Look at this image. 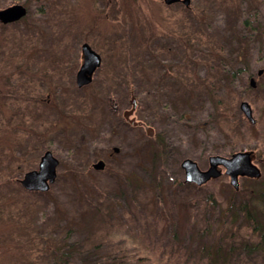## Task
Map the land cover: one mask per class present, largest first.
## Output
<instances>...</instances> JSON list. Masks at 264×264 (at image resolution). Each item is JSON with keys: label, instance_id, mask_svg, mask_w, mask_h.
<instances>
[{"label": "rangeland", "instance_id": "1", "mask_svg": "<svg viewBox=\"0 0 264 264\" xmlns=\"http://www.w3.org/2000/svg\"><path fill=\"white\" fill-rule=\"evenodd\" d=\"M14 4L25 16L0 22V264H264V251L240 245L255 241L245 223L214 222L228 196L264 190L263 178L233 189L218 168L195 186L180 168L240 151L264 160V92L242 72L248 63L264 81V0H0V10ZM244 19L258 22L251 56L235 52ZM83 43L101 64L78 87ZM132 96L135 126L123 116ZM47 150L55 180L24 189Z\"/></svg>", "mask_w": 264, "mask_h": 264}, {"label": "water", "instance_id": "2", "mask_svg": "<svg viewBox=\"0 0 264 264\" xmlns=\"http://www.w3.org/2000/svg\"><path fill=\"white\" fill-rule=\"evenodd\" d=\"M164 4L169 5L172 3L180 2L184 6H188L190 0H163ZM26 10L20 4H14L5 9L0 10V22L2 24H8L15 22L25 16ZM82 63L75 75V82L78 87H82L91 81V77L94 71L101 64V57L98 53L91 49L87 43L81 45ZM132 108L123 112L124 118L128 120L130 125H139L140 122H136L134 118L128 117L132 114L136 101L132 96L130 99ZM239 110L244 116L253 122L251 108L248 102L242 101L239 104ZM147 134L152 135V129H147ZM114 152H118L117 148H113ZM58 160L52 155L50 151H45L38 162L37 169L27 171L23 174L20 180L21 186L28 191H46L49 184L53 183L56 176V167ZM218 166L224 168V174L229 178V184L233 189H238V177H259L260 171L258 167L252 164L249 152L240 151L232 154L229 158L221 156L208 157V168L201 170L197 163L191 159H184L180 163L184 173V181L186 183H193L195 185H201L207 182L209 179L218 178L221 175V171ZM95 170H102L104 168V162L99 160L93 164Z\"/></svg>", "mask_w": 264, "mask_h": 264}, {"label": "trees", "instance_id": "3", "mask_svg": "<svg viewBox=\"0 0 264 264\" xmlns=\"http://www.w3.org/2000/svg\"><path fill=\"white\" fill-rule=\"evenodd\" d=\"M133 1L137 5L138 0H133ZM150 20L152 19L147 18L145 20L144 24L146 28H148L152 24ZM157 143L158 142H156L154 146ZM148 147H149V150L152 149L151 144H149ZM249 189L251 192L248 193V195H235V199L231 195L228 196L224 200V203H225L224 208L219 209L220 210L219 214L220 215L223 214L221 219L217 218L214 220V222L217 224L216 228L219 227L220 229V226H221V229L222 228L227 229V232L229 230L227 228L229 224L235 225L239 221L245 223V226H248L249 230L251 231V236L255 239V241L249 240V238L243 239L242 242L240 243L241 247L245 250H247L248 248H254L260 251H264V190H261V189L258 190L257 188V190L252 191L251 188ZM216 202H217V199L213 195H208L207 204L209 206L214 207V205H216ZM185 215H184V220H185V217L187 219V216ZM226 218H227V221L224 220ZM210 227H211V223L207 222L206 230H211ZM232 231L233 230H231L230 232L232 233ZM232 249L233 247L232 245H230L227 251L230 252L232 251ZM217 253L220 254V250L218 246L214 248L212 255L216 257L218 256L216 255ZM213 256L211 257L212 260L214 259ZM64 257L67 258V255L64 254ZM61 264H68L67 259H64Z\"/></svg>", "mask_w": 264, "mask_h": 264}, {"label": "flooded vegetation", "instance_id": "4", "mask_svg": "<svg viewBox=\"0 0 264 264\" xmlns=\"http://www.w3.org/2000/svg\"><path fill=\"white\" fill-rule=\"evenodd\" d=\"M244 22H245V25H247V29L250 30V32L247 35L242 36L241 38L238 39V44H237V48L235 47V52L236 53L240 52L241 54H245L246 56H251V52L250 51H251V49H254V48L253 47L250 48V46H251L252 39L256 36L255 34H257V31H258L257 23L258 22L255 21L253 23L251 20L248 21L247 19H244ZM259 60L260 61H264V47H263V45H261V47L259 49ZM242 72L248 73V75H246V80H247V84H248L249 88L254 89V88H260L261 87V88H263V92H264V81L263 80H259V79L255 80L254 74L251 73V66L248 63H247V66H245L242 69ZM255 74H256L257 78L261 77L264 74V69L263 68L258 69ZM250 108H251V106H250ZM251 114H252V108H251ZM252 118H253V122H251V124H254L255 120H254L253 114H252ZM249 154H250V159H251L252 164H254L256 167H258V169L260 171V176L256 177V178H254V177H246V176H239L238 179L239 178H244V179H246L249 182H253V181H256V180L258 181L261 178H263L262 186L264 187V160L261 161L258 164V163L255 162V156H254L253 152L249 151ZM207 168H208V165H207V167L204 170H206ZM218 168L220 170L223 169L221 166H218ZM222 174L223 173L221 172V175ZM210 180L211 179H209L208 181H210Z\"/></svg>", "mask_w": 264, "mask_h": 264}]
</instances>
